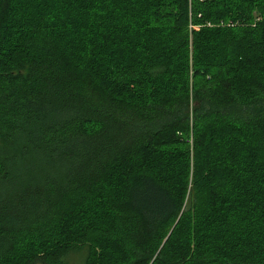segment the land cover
I'll return each instance as SVG.
<instances>
[{"label": "trees", "instance_id": "trees-1", "mask_svg": "<svg viewBox=\"0 0 264 264\" xmlns=\"http://www.w3.org/2000/svg\"><path fill=\"white\" fill-rule=\"evenodd\" d=\"M0 264H264V0H0Z\"/></svg>", "mask_w": 264, "mask_h": 264}, {"label": "rangeland", "instance_id": "rangeland-1", "mask_svg": "<svg viewBox=\"0 0 264 264\" xmlns=\"http://www.w3.org/2000/svg\"><path fill=\"white\" fill-rule=\"evenodd\" d=\"M72 255H73V254H72ZM70 256H71V254H70ZM73 256H74V255H73ZM72 258H73V257H70V258L68 257V260H69V261H72ZM73 260H77V259H73Z\"/></svg>", "mask_w": 264, "mask_h": 264}]
</instances>
